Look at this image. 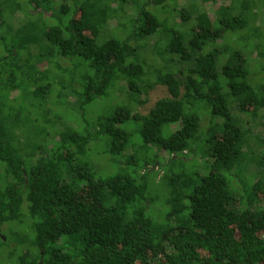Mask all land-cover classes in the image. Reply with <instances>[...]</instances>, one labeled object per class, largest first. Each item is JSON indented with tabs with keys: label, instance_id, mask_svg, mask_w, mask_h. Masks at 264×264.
<instances>
[{
	"label": "trees",
	"instance_id": "1",
	"mask_svg": "<svg viewBox=\"0 0 264 264\" xmlns=\"http://www.w3.org/2000/svg\"><path fill=\"white\" fill-rule=\"evenodd\" d=\"M251 1L262 8L260 40L252 54L259 52L262 58H254L264 65V0ZM209 2L0 0V230L17 222L7 228L17 246L15 257L0 259V264H264V197L232 175L254 163L264 177V149L247 161L243 137L251 131L243 129L249 125L246 118L255 117L250 108L264 107L258 88L264 83L249 81L243 64L229 62L236 59L232 52L244 58L241 52L228 48L230 55L220 60V45L241 26L220 15L212 18ZM164 15L199 30L188 38L174 32L166 40ZM38 17L45 28L41 36L21 32L28 23L38 24ZM112 21H123L129 35L112 27ZM38 50L42 58L33 61ZM165 54L168 62L161 61ZM111 84L119 96L108 93ZM157 85L165 86L168 95L144 114L134 111ZM20 86L25 89L17 91ZM46 88L44 102L39 94ZM70 92L81 96L77 109L69 107ZM9 93L15 95L7 101ZM122 94L127 96L123 105L94 126L121 170L95 178L89 163L81 161L94 139L93 128H85L79 142L71 139L70 125L80 126V115L94 99ZM195 102L210 108V123L207 117L200 122L191 108L192 117L184 119L185 105ZM57 110L65 131L46 125L50 146L44 155L35 161L22 158L10 137V118L29 131L44 113ZM258 119V138L264 141V116ZM129 120L138 126L142 145L155 147L161 156L150 167L144 162L141 176L130 169L138 167L132 157L139 152L122 127ZM179 122L178 129L164 133L166 126ZM153 170L160 171L156 178L168 189L166 224H156L147 214L144 178ZM74 177L83 179L82 185H75ZM181 218L187 222L179 223ZM31 235L39 248L34 255L24 247ZM5 237L1 230V257L10 245Z\"/></svg>",
	"mask_w": 264,
	"mask_h": 264
},
{
	"label": "rangeland",
	"instance_id": "2",
	"mask_svg": "<svg viewBox=\"0 0 264 264\" xmlns=\"http://www.w3.org/2000/svg\"><path fill=\"white\" fill-rule=\"evenodd\" d=\"M254 4L252 3L251 0H210V2L207 5V11L209 15L212 18H216V15L222 16V18H230L226 19L225 21H228L230 24L234 26H241V29L230 32L228 36H226L225 41L221 46L223 48L220 50V60H226L230 53H228L227 56V50L230 49V51H239L243 55L244 58L240 56V54L236 52H232L234 54V57L236 58L234 61H229L232 64L238 63V64H243L245 68L248 70V79L249 81L253 82L254 84H259V83H264V72L262 69H264V65L262 62L259 60L255 59L256 58H262L260 57V53H254L253 52V46L256 42H259L258 38L259 32L257 30L258 24H259V19L260 15L259 12H261L262 8L260 7H255L253 6ZM13 9L15 10L14 12L17 11V6H14ZM226 15V16H223ZM35 18V17H34ZM163 19L165 20L164 23L166 24L164 29H162L163 36L166 40H169L170 37L174 32H178L180 34H183L185 37H191L194 35L199 29H192L191 25L180 21L179 18L174 17V15L167 16L164 15ZM26 21V20H25ZM36 21L38 24L35 23H28L26 26L21 27V32L30 30L33 31L37 36H41L42 33L44 32V27L40 25V18H36ZM36 22V23H37ZM262 23L264 26V15L262 19ZM111 26H118L119 28H122L123 33L125 35H129V31L125 26V23L123 21L121 22H115L112 21ZM243 26V27H242ZM14 27V26H13ZM5 31H10V29L5 27ZM16 28V27H14ZM13 29V28H12ZM91 36V32H86ZM214 33L215 35L220 36V31L214 28ZM1 34V33H0ZM11 38V37H10ZM258 40V41H257ZM142 48L145 47V45L141 46ZM41 48L44 50L45 47L41 45ZM38 53L36 54L35 57H33V61L36 60H41L42 55ZM41 53V51H40ZM236 53V54H235ZM232 57V56H231ZM230 57V59H231ZM170 57L165 54L164 56L161 57V61L163 62H168V59ZM224 62V61H223ZM149 74V71H147L143 76L142 79L143 82L147 79ZM104 80L106 78L104 77ZM259 82V83H258ZM124 86H126V83H124ZM140 88L139 91L144 93L146 91V88L144 87V83L139 84ZM259 91H262L260 93V98L262 99V102H264V87L259 86ZM24 90L25 88L23 86H20L17 91ZM118 89V88H117ZM46 89L43 90V93H38L40 95H44V102L47 101V96H46ZM116 91V92H115ZM126 91V89H124ZM108 93L116 94L119 96V93L117 92L116 88L114 87L113 84L110 85V88L108 89ZM118 93V94H117ZM15 93L10 94L7 96L6 100L10 101L14 97ZM168 92L165 86L162 85H157L154 88L148 90V94L146 96L147 100L144 105L135 107L134 111H138L142 114L146 113L155 103L156 100H158L161 97L167 96ZM110 96V95H109ZM143 96V95H142ZM206 96L204 100H207ZM2 98V96H1ZM120 98V99H119ZM118 99H111L110 97H103V98H96L93 100L91 104H89L85 109L84 112L80 115L79 120L81 121L80 126L77 128L76 126H71L70 129L73 131L70 133V137L72 140H79V142L82 139V136L80 137L81 134H83V131L85 128H93L92 132L95 135V128L94 127L96 124L99 126V122L104 120V117H107L109 113L113 112L112 110H115L116 107H120L123 105L121 102L123 99H126L127 96H124L122 94L121 97ZM22 99V98H21ZM20 99V101H21ZM39 99V98H38ZM40 100V99H39ZM68 104L69 107H72L74 109L78 108V105L81 100V96H78L76 94H73L70 92L68 94ZM43 102V103H44ZM258 103V102H257ZM203 102H195L193 107H184V114L187 118H191V113H189V109L191 108L193 111L192 114H195V116L199 117V120L201 122V119L204 117L208 118V122L210 123L212 121L211 118V111L209 107H204ZM48 108V107H46ZM252 114L255 116L253 117H247L248 119V124L246 125L247 127H243V129H249L251 131H245L244 132V152H245V157L247 161L252 162V158L257 151H262L264 149V141L262 139H259V135L262 134V128L260 125L256 124V120H259L258 117L264 116V107L261 109H258L255 107L253 110V107L250 108ZM231 115L234 116L233 112L231 111ZM247 115H244V117ZM64 116L62 115L61 111L57 110L56 112H47L44 113L43 116L40 118L39 122H36L35 126L31 128L29 131L23 130L24 127L19 124L14 118H10V137H12V140L14 141V144L18 146V151H20V154L22 158H24V155H27L31 160H37L39 158V155L43 154L45 152V149L47 146H50L48 144V132L46 130V125L52 126L54 125L59 129V132L65 131V127L63 128V124L61 123V118ZM181 123H176V124H171L169 127H165L164 133H170L171 131H174L180 127ZM123 128L129 131L130 133V142L132 145L137 149L139 152L138 155H133L132 159L136 163L138 167H131L130 169L134 171L135 175L141 176V167L143 166L144 162H147V167H150L152 165V161L154 160V157L156 156L157 162L161 161V156L157 155L156 148L155 147H148L145 145H142L141 139L138 134V126L132 122V121H127L122 125ZM252 128V129H251ZM47 132V133H46ZM57 132V138H59ZM79 132V134H78ZM201 132V130H200ZM213 133H215V136H219L220 132L216 130V132L213 130ZM77 143V142H76ZM78 146V144H77ZM108 149L107 142H103V138L101 136L95 135L94 139L90 142V145L85 153V157L82 158V162H88L90 165V172H93V175L95 178H104L107 176H110L117 171L121 170L120 165L116 162L115 157L113 158L112 155L108 151H105ZM134 148L130 147L128 152L131 155L133 153ZM17 151V152H18ZM66 150H63V153H65ZM132 152V153H131ZM135 156V157H134ZM167 156V155H165ZM114 159V160H113ZM251 160V161H250ZM151 161V163H150ZM191 163H196L195 160H192ZM246 171H242L239 174H232L236 178H240V181L243 182V184H246L245 182H249L251 185L255 186L256 189V194L257 197L262 198L264 197V189H262V180L264 177L258 172V167L254 163H250L246 167ZM160 174V171L157 174V170L153 171H148L145 175V181L148 185V197H149V203H148V208H147V214L152 218V220L156 224H166V213L168 212V205L166 204L165 200L168 196V189L166 188L164 181L158 180L157 176ZM249 175V177L247 176ZM157 177V178H156ZM72 181L75 183V185L79 186L82 185L84 182L83 179L77 180L75 177L72 179ZM230 187L233 189L232 185L230 184ZM83 193H85L83 191ZM108 202V201H107ZM24 205L27 206L26 200H24ZM187 221L185 218H181L179 220V223L185 224ZM17 222H11L8 224H5L1 227V230L3 234H6L7 239L5 237V242L7 243L9 241V247L8 251L6 249V256L1 257L3 251L0 250V259L2 260L3 258L8 260L11 258L15 257V251H17V246L11 242L9 239V236H11V232H8L7 228L12 226V224H15ZM18 230L20 232H23V229L21 226L16 225ZM0 230V232H1ZM18 230H14L17 231ZM10 231V229H9ZM9 239V240H8ZM24 247H27L28 252H31V254H36L38 248V245L36 243V239L28 238L26 241V244ZM3 259V260H4Z\"/></svg>",
	"mask_w": 264,
	"mask_h": 264
}]
</instances>
